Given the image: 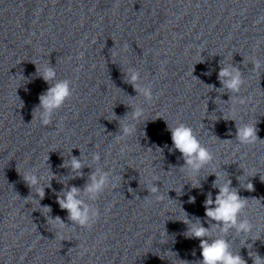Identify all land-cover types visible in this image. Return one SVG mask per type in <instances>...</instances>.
Instances as JSON below:
<instances>
[{
	"label": "clouds",
	"instance_id": "clouds-1",
	"mask_svg": "<svg viewBox=\"0 0 264 264\" xmlns=\"http://www.w3.org/2000/svg\"><path fill=\"white\" fill-rule=\"evenodd\" d=\"M262 41H257V46ZM128 45H123L127 49ZM256 69L261 67L259 60L254 61ZM37 72L41 75L43 81L49 84V87L44 93L39 96V106L34 113H38L41 125L47 126L52 123L53 114L61 109L65 102L72 96L71 81L68 79L57 80V73L49 65H42L37 68ZM206 75L208 73H205ZM127 83L131 84L138 94L143 95L145 101H152L153 93L150 85L141 86L138 83L141 79L140 73L134 69H129L127 73ZM218 79L222 85V90L227 89L231 93L238 94L244 85L239 69L232 66L221 67L218 73ZM54 82V83H53ZM212 89L214 86H207ZM234 96L230 98L232 101ZM235 99L239 104L246 103L245 98H240L237 95ZM33 113V116H34ZM114 116V115H113ZM144 116V108L136 106L132 112V120L139 121ZM115 117V116H114ZM167 123V122H166ZM168 131L171 133L172 148L169 151L178 150L184 160V166L181 171L186 172L190 177H196L199 171L205 166L212 164L214 160L213 153L208 147L204 146L200 139L195 134L193 128L183 122L177 121L174 125L167 123ZM136 125L134 123H125L120 127V133L117 139L133 136L136 134ZM258 128L256 123L237 124L236 126V139L240 145H252L259 141ZM145 135V134H144ZM231 142V141H225ZM123 151V150H122ZM150 151H152L150 149ZM155 151L162 154L163 149L156 147ZM94 162H98L101 157L99 153H94L92 156ZM61 167H70L71 171L75 174L73 178L81 177L83 175L81 169L84 164L81 159L72 156L70 161L61 165ZM44 179L43 176L37 177L33 172H28L24 175V180L30 188L35 187L37 195L40 199L44 198V187L39 186V181ZM89 182L81 189L77 186H71L67 191H61V194L56 196V203L60 209L66 210L68 213V220L74 224L79 225L81 228H90L99 216V210L91 207L83 199L80 194L83 191L89 200L96 201L106 188L111 184L110 173L97 169L89 175ZM158 177H153L158 180ZM264 182V175L260 176ZM220 177L217 175V180L213 182V187L218 189L215 198L213 199L212 193L207 194L204 200L205 216L209 221L215 222L213 227H218L219 232L222 234L218 237H213V228L203 226L199 218H195V222L189 219L187 213H183L184 218L182 222L187 225L186 236L190 238L199 239V247L201 249L202 259L190 262L187 260H180L181 264H247V261L240 255L239 252H233L231 244L228 240L223 238V234H227L230 229H235L237 233L251 234L253 232V224L248 219H240L241 214L248 206V199L243 198L239 193L231 187V180L220 183ZM115 187V184H112ZM48 187H51L49 180ZM193 188L200 187L199 182L192 183ZM148 189L151 194H157L159 188L153 183H150ZM248 191H254V186L251 182L246 185ZM129 191H132L129 189ZM157 200H161V195H156ZM258 201L259 200H254ZM195 197H189V203H194ZM261 204V203H260ZM262 207L264 205L261 204ZM44 213H50L51 208L47 205L43 206ZM49 223L57 229V232L63 230L66 226L64 221L59 217H48ZM259 240L260 237H255ZM248 256L251 258L253 264H264V257L259 253L252 252L251 245H248Z\"/></svg>",
	"mask_w": 264,
	"mask_h": 264
}]
</instances>
